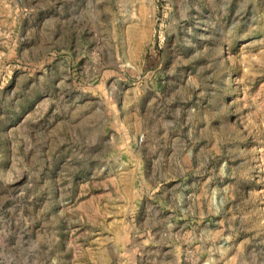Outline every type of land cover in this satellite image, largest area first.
<instances>
[{
    "label": "rangeland",
    "instance_id": "1",
    "mask_svg": "<svg viewBox=\"0 0 264 264\" xmlns=\"http://www.w3.org/2000/svg\"><path fill=\"white\" fill-rule=\"evenodd\" d=\"M0 264H264V0H0Z\"/></svg>",
    "mask_w": 264,
    "mask_h": 264
}]
</instances>
